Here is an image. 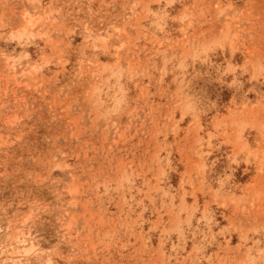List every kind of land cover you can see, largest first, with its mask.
Returning <instances> with one entry per match:
<instances>
[{"label":"rangeland","instance_id":"374dc122","mask_svg":"<svg viewBox=\"0 0 264 264\" xmlns=\"http://www.w3.org/2000/svg\"><path fill=\"white\" fill-rule=\"evenodd\" d=\"M5 224L0 264H264V0H0Z\"/></svg>","mask_w":264,"mask_h":264},{"label":"bare ground","instance_id":"6f19581e","mask_svg":"<svg viewBox=\"0 0 264 264\" xmlns=\"http://www.w3.org/2000/svg\"><path fill=\"white\" fill-rule=\"evenodd\" d=\"M219 12H221V11H219ZM45 14H46V12H44V15ZM40 17L42 18V16H40ZM22 18H23V20H25L24 22H26V24L34 25V21H32L31 15H29L27 12H24L22 14ZM41 18H38V19H41ZM35 19H36V17H35ZM88 29L89 28L86 27L87 31H88ZM89 31L91 32L90 29H89ZM24 223L25 222H22L20 227H23ZM9 229H10V225L9 224H5V226H3V227L0 226V232L5 233ZM29 236H30L29 232L28 231H24L22 228L14 231V236L12 237L13 241L9 243L10 248L8 250L12 251V253L16 254V256H18V257H21V256L25 255L30 249H34V250H38L39 249L40 250V246L38 247L37 243H34L33 242L34 240L32 241L31 237H29Z\"/></svg>","mask_w":264,"mask_h":264}]
</instances>
